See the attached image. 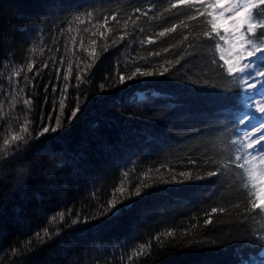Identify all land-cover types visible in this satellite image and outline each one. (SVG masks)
Instances as JSON below:
<instances>
[{
	"label": "trees",
	"instance_id": "obj_1",
	"mask_svg": "<svg viewBox=\"0 0 264 264\" xmlns=\"http://www.w3.org/2000/svg\"><path fill=\"white\" fill-rule=\"evenodd\" d=\"M57 3H63L66 8L79 5L84 11L90 0H0V146L3 139L10 138L13 133L27 136L39 134L45 126L55 127L58 117L63 125H68L77 102L83 105L90 94L87 110L78 114L71 127L60 135L59 142L52 143V150L65 161L55 174L59 189L53 193L42 178L33 176L25 187L15 192L0 191V264H10L13 249L19 248L21 255H25L24 246L29 241L33 248L39 249L31 257L30 264H234L235 245L226 251L215 252L210 248H189L180 235L190 229L191 223L202 225L201 207H207L210 212V207L217 206L218 201L228 207L229 215L213 214L214 218L219 217L215 222L217 237L229 231L236 237L249 229L252 221L243 225L239 232L236 230L239 213L233 210V205L239 201L233 187L234 173L197 183H159L158 188L147 196L138 198L130 211L109 222L106 229L90 231L84 238H76L66 231L77 214L80 219H92L106 207L109 199L121 198L119 193H114L116 187L123 186L135 192L137 185L143 182L169 179V168L178 176L181 171L192 170L191 166H184L189 158L201 164L198 171H193L194 175H205L206 171L214 170L202 165V157L207 153L219 158L224 152L231 136L219 125L230 119L235 109L234 98L230 97L224 105L213 110L219 121L210 122L211 130L204 129L186 140L175 134L163 142L141 136L139 130L157 125L145 120L138 111V104H130L129 100L138 92L150 96V90L159 89L157 81H164L166 77L140 78L128 85H120L119 74L130 75L135 66L162 71L161 64L168 60L174 62L183 49H170L169 53H164L163 48L194 34L181 27L184 15H178L175 10L164 13L167 0L155 3L139 0L135 6L141 7L148 16H141L132 39L112 47L111 39L93 35L98 33L93 25L97 18L103 22L104 15L111 16L118 9L131 12L129 0H95L90 10L96 18L88 23L86 17H81L86 23L80 26L65 22L60 13L50 12ZM158 13L162 18L149 19ZM126 18L121 12L117 35L122 34V21ZM185 22L193 29L196 26V22ZM173 23L177 24L176 32L157 38L156 34L163 27H171ZM108 26H113L111 21ZM69 27L73 29L71 33ZM83 28L88 31H82ZM108 36L112 34L108 33ZM149 36L155 43L142 46L139 41ZM93 39H96L95 45L91 43ZM105 45L107 51L103 50ZM93 50L98 55L95 66L90 72L84 71L81 81L77 82L75 71L77 68L83 70L85 63L92 62L88 52ZM157 51L161 56H150ZM140 57L145 59L138 60ZM29 61L34 65L32 71L27 68ZM133 61H136L135 66H132ZM54 67L61 71H54ZM64 70H70L67 80ZM16 72H19L18 76ZM65 84L68 85L63 91L65 108L61 110L60 99ZM25 99L31 103L25 105ZM22 127L28 129L27 133L21 132ZM228 127L231 129L232 124ZM132 133L136 138L128 137ZM140 136L142 143L137 142ZM20 146H24L23 142ZM39 147L36 146L30 156ZM127 148L131 151L123 156ZM13 150L9 148V151ZM117 153L122 156L117 158ZM157 168L161 170L157 172ZM125 170L129 172L127 177L123 175ZM127 194L126 191L124 195ZM161 206L166 208L162 220L142 213L144 209ZM59 213L65 214L66 223L60 220ZM197 216L199 220L195 219ZM260 219L258 215L256 221ZM45 228L49 229L53 240L40 247L36 234L43 237ZM168 229H174L177 235L164 237L162 242L154 239ZM58 232L64 234L56 238ZM211 237L212 233H209L207 239ZM141 244L145 245L143 249ZM16 264H20L19 255Z\"/></svg>",
	"mask_w": 264,
	"mask_h": 264
},
{
	"label": "snow or ice",
	"instance_id": "obj_2",
	"mask_svg": "<svg viewBox=\"0 0 264 264\" xmlns=\"http://www.w3.org/2000/svg\"><path fill=\"white\" fill-rule=\"evenodd\" d=\"M94 2L95 0H90L84 11L80 10L79 5L66 8L63 3H57L53 9H50V12L60 13L64 16L65 22L80 26L86 23L81 17H86L88 23L96 18L90 10ZM137 2L139 0H129L131 12L118 9L112 12L111 16L104 15L103 22L97 18L93 27L98 30V33H93V35L98 34L99 37L111 39L112 47L132 39L141 16H148L147 12H142L141 7L135 6ZM174 10L178 15L183 14L185 17V20L180 22L181 27L194 34L186 35L177 44H170L169 47L163 48V52L169 53L170 49L175 51L182 48L181 55L174 62L168 60L165 64H161L159 67L162 71L144 70L140 66H135L136 61H133L132 66H135V70L130 75L119 74L120 85H128V82L140 78L166 77L164 81H157L159 89L150 90V96L138 92L133 94L129 100L130 104H138V111L143 114L145 120L157 125L155 128L141 129L139 134L146 136L149 140L155 139L162 142L167 141L173 134L186 140L204 129L211 130L210 122L219 121V116L215 115L213 110L224 105L232 97L235 111L230 119L219 125L220 129L230 134L231 140L219 158L208 156L207 153L202 157L203 166L214 168V170L206 171L205 175L193 174V171L200 169L201 164L189 158L184 166H191L192 170L181 171L178 176L174 169L169 168V179L161 178L160 181L152 183L143 182L137 185L135 192L123 186L116 187L114 193H119L121 198L109 199L106 207L92 219L88 217L80 219L77 214V218L71 221L66 231L76 238H84L90 231L99 232L106 229L109 222L130 211L136 206L138 198L147 196L150 191L158 188L159 183H197L212 178L219 179L225 176V173L230 175L234 173L233 187L236 188L239 201L233 205V210L239 213L236 230L239 232L243 225L252 221L249 229L236 237H233L231 231L217 237L215 222L219 217L214 218L213 214L229 215L228 207L224 206L223 201H218L217 206L210 207V212L207 207H201L200 211L204 217L202 225L191 223L190 229H185L180 235L184 237L186 246L189 248H210L215 252L217 250L226 251L228 247L235 245L233 247L234 264H264V134L259 135L258 138L252 135L254 132L264 133V71L261 70L264 69V0H167V7L163 9V12L168 13ZM181 10L184 11L181 12ZM121 12H124L127 18L122 21V34L117 35L121 25ZM68 17H71V20H68ZM160 18H162L160 13L155 17H149V19ZM109 21L113 26H108ZM185 21L196 22L195 28H191L190 24ZM130 25L131 31L129 30ZM176 30L177 24L173 23L171 27H163L156 35L157 38H163ZM72 31L73 29L69 27L68 32ZM82 31L87 32L88 29L83 28ZM140 31L143 32V29ZM108 33L116 38L112 39ZM72 39L75 41V37ZM91 43L95 45L96 39H93ZM139 43L143 46L154 44L155 41L149 36L147 39H141ZM84 50L87 51V49ZM103 50L107 51L108 46L105 45ZM88 56L92 58V62L85 63L83 70L77 68L75 71L77 82L81 81L84 71L90 72L94 68L98 59L95 50L88 52ZM150 56L159 57L161 52H152ZM144 59L143 57L138 58V60ZM33 67V63L29 61L27 64L29 71H32ZM54 71L60 72L61 70L54 67ZM69 74L70 70L63 71L65 80L68 79ZM16 75L18 76L19 72H16ZM221 81L226 83H221ZM257 85H260L259 90H257ZM67 88L68 85L65 84L60 99L61 110L65 108L63 91ZM117 90L123 91L122 88ZM88 99H90V94L83 105L77 102L71 117L68 118V125H63L58 117L55 127L45 126L39 134L33 133L25 136L13 133L10 138L3 139V144L0 146L3 151L0 152V157L8 161H22L30 156L36 146H40L39 149L56 153L52 150L53 141L59 142L60 135L71 127L78 114L87 110ZM23 102L25 105L31 103L29 99ZM246 121L249 123L245 128L238 127V125H244ZM229 123L232 124L231 129L228 127ZM249 128L251 131L248 130ZM27 131L26 127L21 128V132L27 133ZM29 141L31 146L26 147ZM20 142H23V147L20 146ZM9 148L14 150L9 151ZM64 163L65 161L63 165ZM62 167L55 171L52 180L42 178L53 193L60 187L55 174ZM160 170V168L156 169L157 172ZM123 175L127 177L129 172L125 170ZM126 191L128 194L124 195ZM240 209L243 211L240 212ZM58 215L62 222H67L64 213ZM258 215L261 219L257 222ZM195 219L199 220V216ZM43 231V237L39 233L36 234L40 247L46 246L49 241L53 240L48 228ZM209 233H212L211 239H207ZM63 234V232H58L56 238ZM176 235L177 232L174 229H168L154 239L162 242L164 237H175ZM201 236L206 239H196ZM161 246H163L162 243ZM144 247V244L140 245L141 249ZM23 251L25 255H21L19 248L13 249V260L10 264H16L18 255L20 264H30L31 257L39 249L33 248L29 241L25 244ZM205 264H210V262H205Z\"/></svg>",
	"mask_w": 264,
	"mask_h": 264
},
{
	"label": "clouds",
	"instance_id": "obj_3",
	"mask_svg": "<svg viewBox=\"0 0 264 264\" xmlns=\"http://www.w3.org/2000/svg\"><path fill=\"white\" fill-rule=\"evenodd\" d=\"M29 141L26 147H30ZM63 166L58 153L37 149L22 161H8L0 157V191L15 192L23 187L29 177L50 178Z\"/></svg>",
	"mask_w": 264,
	"mask_h": 264
},
{
	"label": "rangeland",
	"instance_id": "obj_4",
	"mask_svg": "<svg viewBox=\"0 0 264 264\" xmlns=\"http://www.w3.org/2000/svg\"><path fill=\"white\" fill-rule=\"evenodd\" d=\"M262 71H264V69H261ZM259 88H260V85H257V90H259ZM256 99H258L259 97H255ZM257 115H259V114H257ZM249 122L248 121H246L245 122V124L244 125H241V128H245L246 126H247V124H248ZM256 127H259V125H256ZM249 131H251V129L249 128L248 129ZM261 134H264V133H257V132H254V133H252V135L253 136H255V137H259V135H261ZM129 135H131V136H128L130 139H132V138H134L135 137V134H129ZM134 136V137H133ZM136 138V137H135ZM142 137L140 136V137H138L137 138V142L138 143H142L143 141H142ZM130 149H128L127 148V150H125V153H124V155L123 156H125L126 154H129L130 153ZM116 156H117V158H120L121 156H122V154L121 153H117V154H115ZM50 191V190H49ZM49 193V192H48ZM50 193H51V191H50ZM23 194V193H22ZM145 211H143L142 213H144V214H147V215H151V217H153V218H155V220L156 219H163L164 218V211H166V208H164L163 206H161L159 209H157V207L156 208H151V209H149V210H146V209H144ZM142 211V210H141ZM130 228H131V232H134V229L132 228V226H130Z\"/></svg>",
	"mask_w": 264,
	"mask_h": 264
}]
</instances>
